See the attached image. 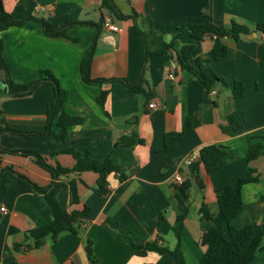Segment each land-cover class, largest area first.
Returning a JSON list of instances; mask_svg holds the SVG:
<instances>
[{
  "label": "crops",
  "instance_id": "0c3cea01",
  "mask_svg": "<svg viewBox=\"0 0 264 264\" xmlns=\"http://www.w3.org/2000/svg\"><path fill=\"white\" fill-rule=\"evenodd\" d=\"M120 18L102 7V0H0V14L24 22L0 30V82L11 80L29 84L49 72L66 93L63 111L83 120L71 127L64 141L54 137L0 134V147L10 151H34L46 164L72 169L75 160L66 149L88 152L93 159L109 157L119 173L107 176V193L94 188L97 174L87 171L59 175L55 200L68 214L90 208L74 224V232L47 236L39 247L28 233L51 221V209L42 193L16 179L20 175L38 187L48 186L50 174L29 157L1 156L0 176H5V192L0 195V264H91L86 246L91 247L95 264H175L168 254L154 252L144 257L134 254L132 244L156 243L169 250L176 245L172 233L177 212V176L188 181L189 200L181 230L180 249L185 264H198L205 253L200 245L202 231L199 210L205 205L213 224L227 236L217 208V191L233 185L247 170L258 176L256 183L242 187V208L229 223L231 228L253 227L263 233L264 242V0H111ZM110 16L119 32L106 30L103 18ZM42 19L56 27H69L68 38L44 34ZM209 22L218 27L232 23L249 30L236 41L224 39L227 57L211 59L213 41L209 35L193 39L183 26ZM150 28L171 45L170 57L143 55L139 31ZM194 46L192 59L223 81L212 90L194 82L181 69L177 56L182 47ZM90 54L88 84L81 66ZM197 68L195 61H189ZM171 75L172 77H170ZM144 80L150 98L129 94L124 84ZM234 83L243 87L240 98L232 97ZM214 92V94H212ZM104 93L102 104L98 102ZM54 101L52 85H37L27 96L12 97L0 86V112L6 124L18 131L43 133ZM155 103L153 109L148 108ZM55 122V121H54ZM190 129L174 149L163 151L164 137ZM52 130L57 132L55 124ZM215 145L227 153V163L206 175L198 154ZM259 146L257 157L248 162L250 149ZM195 154L190 165L187 158ZM197 167L196 173L193 166ZM10 168L11 172L5 173ZM197 177V183L194 181ZM69 182L77 201L72 202ZM251 264H264V251Z\"/></svg>",
  "mask_w": 264,
  "mask_h": 264
},
{
  "label": "trees",
  "instance_id": "16d2710c",
  "mask_svg": "<svg viewBox=\"0 0 264 264\" xmlns=\"http://www.w3.org/2000/svg\"><path fill=\"white\" fill-rule=\"evenodd\" d=\"M102 7L120 18L126 17L118 14L111 0H102ZM33 20L40 24L46 36L52 38H68L66 30L69 27L90 25L87 22H77L66 24L62 27H56L42 19ZM22 24H24V22L14 21L9 14L1 12L0 30H4L10 26H20ZM182 28L186 30L193 39L200 40L204 35L210 36V39L213 41L211 51V59L213 61H221L227 57V46L224 42V39L236 41L240 36L247 35L249 33V30L246 27L235 23H232L229 27H218L209 22H204L198 25L183 26ZM256 30H260L264 33V25L256 26ZM139 33L142 37L144 56L148 54H156L165 58L170 57L171 45L166 43L160 35L153 32L150 28L142 32L139 31ZM193 49L194 46L192 44L182 47L180 54L177 56V63L179 67L189 71L194 77V82L207 90H212L216 85L223 84V81L219 79L211 69L205 67L200 59H192ZM89 60L90 54L88 53L83 59L81 66L83 81L88 84L102 82L103 80H91L89 78ZM189 61H195L197 63V68H192L189 65ZM260 64L264 67V59L261 60ZM0 66L6 71L5 64L1 59V56ZM42 83L50 84L54 88V101L49 110L44 132L35 133L15 130L6 124L3 114L0 112V134L9 132L18 135H34L41 138L54 137L57 140L64 141L71 127L82 124L83 120L81 118L70 116L63 111V105L67 99L66 93L63 89H61L57 80L49 72H44L43 79L25 85L7 80L9 94L12 97L27 96L37 85ZM124 88L129 94L143 95L147 98L152 96V93L145 88V82L142 79L133 85L125 83ZM242 95V85L240 83H234L232 97L237 99ZM103 99L104 93H101L98 98V102L102 104ZM53 124H55L56 128L58 129L57 132L52 130ZM189 129L190 125L187 122L181 132L166 134L164 137L163 151L174 149L177 141L187 131H189ZM63 152L70 154L75 160V164L72 169L61 168L59 166L52 167L46 164L45 160L34 151H10L0 147V165L1 156L3 154H19L24 157L31 158L35 164L47 171L52 179V182L48 186L38 187L25 177L16 175V179L19 182L25 184L36 192L42 193L51 209L50 223L28 233L29 237L33 238L34 240L32 247L41 246L42 240L47 236L55 239L60 233L66 231L74 232V224L80 219L85 218L90 211V208L85 207L80 212L73 211L68 214L60 207L54 197L55 192L59 187V184L54 181L59 175H65L70 172H93L98 176L94 190L98 195H104L108 190L107 176L111 173L120 174L119 168L111 163L109 157L99 161L93 159L88 152H79L73 149H66ZM258 154L259 146L252 147L247 155L248 162L254 160ZM198 158L206 175L221 169L227 163V153L221 147L215 145H208L201 148ZM193 170L196 173V165L193 166ZM4 171L5 173H10L11 169L7 168ZM253 173V170L249 168L246 174L239 178L235 184L226 185L217 191V208L223 219L227 236H225L224 233L217 229L213 224L210 210L205 205L201 206L199 210V224L202 235L199 243L205 248V253L201 257L198 264H251L254 261L257 253L264 251L263 233L260 230L254 232L253 227L250 226L244 227L242 229H234L229 225L231 220L237 216L242 208V187L246 184L256 183L258 181V176H254ZM190 186L191 184L188 181H184V183L181 186L176 187L175 190L177 212L175 222L172 226V233L176 240L175 247L169 250L167 247H161L156 243L132 244L134 254L136 256L144 257L149 252H154L159 255L168 253L174 258L175 264H185L180 249V241L183 221L186 217L188 209L187 203L189 200ZM69 190L71 193V200L74 203L77 201V195L73 182H69ZM4 192L5 176H0V195L4 194ZM85 250L91 264H95L91 247L87 245Z\"/></svg>",
  "mask_w": 264,
  "mask_h": 264
},
{
  "label": "built area",
  "instance_id": "2783aa9c",
  "mask_svg": "<svg viewBox=\"0 0 264 264\" xmlns=\"http://www.w3.org/2000/svg\"><path fill=\"white\" fill-rule=\"evenodd\" d=\"M102 25H103V27H104L106 30H109V31H111V32H115V33H117V32L120 31L119 28L114 24L113 19H112L110 16H106V17L103 18ZM169 76L172 77L171 75H169ZM212 94H214V92H212ZM154 107H155V103H154V102H150V103L148 104V108H149V109H153ZM196 159H197V156H196L195 154H191V155L187 158V160H186V164H187V165H190V164H192ZM183 183H184V180H183V178L180 177V176H177V177L175 178V180H174V185H175L176 187L181 186Z\"/></svg>",
  "mask_w": 264,
  "mask_h": 264
},
{
  "label": "water",
  "instance_id": "95a60500",
  "mask_svg": "<svg viewBox=\"0 0 264 264\" xmlns=\"http://www.w3.org/2000/svg\"><path fill=\"white\" fill-rule=\"evenodd\" d=\"M0 86L1 87H4L5 89H7V83H5V82H3V81H1L0 82ZM194 181H195V183H197V177L196 176H194Z\"/></svg>",
  "mask_w": 264,
  "mask_h": 264
}]
</instances>
